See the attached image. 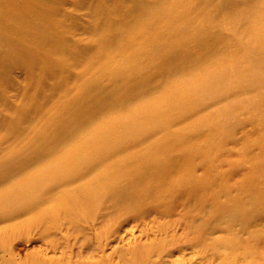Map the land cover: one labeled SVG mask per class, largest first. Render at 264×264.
<instances>
[{"label": "rangeland", "instance_id": "374dc122", "mask_svg": "<svg viewBox=\"0 0 264 264\" xmlns=\"http://www.w3.org/2000/svg\"><path fill=\"white\" fill-rule=\"evenodd\" d=\"M0 264H264V0H0Z\"/></svg>", "mask_w": 264, "mask_h": 264}, {"label": "bare ground", "instance_id": "6f19581e", "mask_svg": "<svg viewBox=\"0 0 264 264\" xmlns=\"http://www.w3.org/2000/svg\"><path fill=\"white\" fill-rule=\"evenodd\" d=\"M252 49L254 48V45L250 46ZM209 52L211 53V57L210 58H216L219 62H221L222 64L225 62V58H226V53H225V48L224 46L217 42L214 46H212L209 49ZM258 52L262 53L263 51L260 50V46H258ZM257 62V61H256ZM229 70H226V72H228ZM257 73H255L253 71V66H251L245 73H243V76L247 77V78H251L253 76H255ZM245 81V80H243Z\"/></svg>", "mask_w": 264, "mask_h": 264}]
</instances>
